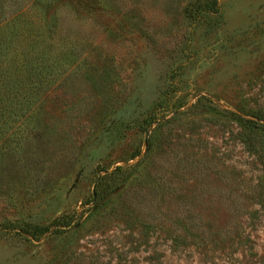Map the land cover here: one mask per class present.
I'll use <instances>...</instances> for the list:
<instances>
[{
    "label": "rangeland",
    "instance_id": "rangeland-1",
    "mask_svg": "<svg viewBox=\"0 0 264 264\" xmlns=\"http://www.w3.org/2000/svg\"><path fill=\"white\" fill-rule=\"evenodd\" d=\"M0 264H264V0H0Z\"/></svg>",
    "mask_w": 264,
    "mask_h": 264
},
{
    "label": "trees",
    "instance_id": "trees-1",
    "mask_svg": "<svg viewBox=\"0 0 264 264\" xmlns=\"http://www.w3.org/2000/svg\"><path fill=\"white\" fill-rule=\"evenodd\" d=\"M236 116V120L238 121V123L240 124V126L245 130L242 134H241V138L243 140V142H245V144L248 143L247 140V135L248 133H246V131L249 130H256L257 128H259L260 123L256 120L253 119H246L242 116L239 115H235ZM57 225H60V223H56ZM48 226H42V227H35V230H39L40 232H44L48 230Z\"/></svg>",
    "mask_w": 264,
    "mask_h": 264
}]
</instances>
